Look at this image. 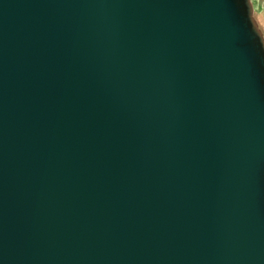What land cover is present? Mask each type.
Returning <instances> with one entry per match:
<instances>
[{"label":"water","instance_id":"1","mask_svg":"<svg viewBox=\"0 0 264 264\" xmlns=\"http://www.w3.org/2000/svg\"><path fill=\"white\" fill-rule=\"evenodd\" d=\"M0 264H264L236 0H0Z\"/></svg>","mask_w":264,"mask_h":264},{"label":"rangeland","instance_id":"2","mask_svg":"<svg viewBox=\"0 0 264 264\" xmlns=\"http://www.w3.org/2000/svg\"><path fill=\"white\" fill-rule=\"evenodd\" d=\"M244 28L251 38L254 51L260 59L264 77V32L259 29L264 24V0H236Z\"/></svg>","mask_w":264,"mask_h":264},{"label":"snow or ice","instance_id":"3","mask_svg":"<svg viewBox=\"0 0 264 264\" xmlns=\"http://www.w3.org/2000/svg\"><path fill=\"white\" fill-rule=\"evenodd\" d=\"M261 32H264V24L261 25L260 29Z\"/></svg>","mask_w":264,"mask_h":264},{"label":"clouds","instance_id":"4","mask_svg":"<svg viewBox=\"0 0 264 264\" xmlns=\"http://www.w3.org/2000/svg\"><path fill=\"white\" fill-rule=\"evenodd\" d=\"M261 44H262V46H264V40H261Z\"/></svg>","mask_w":264,"mask_h":264}]
</instances>
